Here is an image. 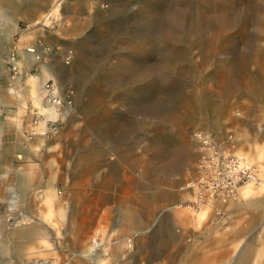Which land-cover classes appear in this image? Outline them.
Masks as SVG:
<instances>
[{
	"label": "rangeland",
	"instance_id": "374dc122",
	"mask_svg": "<svg viewBox=\"0 0 264 264\" xmlns=\"http://www.w3.org/2000/svg\"><path fill=\"white\" fill-rule=\"evenodd\" d=\"M1 5L0 73L23 105L0 146L24 211L0 214L33 230L0 264H264V0ZM47 67L72 98L52 118L27 91ZM199 133L260 182L197 204Z\"/></svg>",
	"mask_w": 264,
	"mask_h": 264
},
{
	"label": "built area",
	"instance_id": "2783aa9c",
	"mask_svg": "<svg viewBox=\"0 0 264 264\" xmlns=\"http://www.w3.org/2000/svg\"><path fill=\"white\" fill-rule=\"evenodd\" d=\"M47 87L53 89V84H47ZM198 140L202 150L198 163L199 174L195 181L197 204L216 198L233 197L243 183L261 179L258 168L218 148L209 135L199 133Z\"/></svg>",
	"mask_w": 264,
	"mask_h": 264
},
{
	"label": "bare ground",
	"instance_id": "6f19581e",
	"mask_svg": "<svg viewBox=\"0 0 264 264\" xmlns=\"http://www.w3.org/2000/svg\"><path fill=\"white\" fill-rule=\"evenodd\" d=\"M10 0H0V15H3V7L1 3L3 2H9ZM33 50V49H29ZM29 58H33L34 55H27ZM47 75H50V72L44 76V80L42 81V89L39 90V88L36 85V76L35 75H30V78L35 81V86L32 92H35L36 98L40 99L45 96L46 93L49 92L50 96L49 99L52 102V104L49 106L48 110H46L45 114L47 118H52L57 116V105L64 103V105L69 108V106L72 105V98H70L71 92L69 91L66 95V97H61L56 94L55 90V85H53V89H50L47 87V84L49 82H46L47 80ZM46 83V84H45ZM46 87V89H45ZM63 98V99H62ZM2 101V99H1ZM41 126H44V121H40ZM105 129V128H104ZM47 130H43V133H46ZM5 166H3L4 171L1 174L0 177V200L7 199L8 203H10L11 207H16L18 209H22V205L20 202L23 200L22 198V191H23V185L21 184L22 182H16L15 181V176H16V170L20 166L21 163L19 164H14L11 161L5 162ZM262 181V180H261ZM260 182L257 181V184ZM253 183V182H250ZM246 183L242 185L239 189H242L243 186L250 184ZM256 184V183H253ZM48 205H51V197H48L47 199ZM6 212V211H5ZM9 214H0V255L2 254V258L4 259L3 261H7L10 258V252L8 249L3 248L4 242L9 239L11 236H20L24 233H31L32 228L24 225L23 220H18L19 215L13 216V220L10 218L9 219ZM24 217V216H22ZM97 248V247H96Z\"/></svg>",
	"mask_w": 264,
	"mask_h": 264
},
{
	"label": "crops",
	"instance_id": "0c3cea01",
	"mask_svg": "<svg viewBox=\"0 0 264 264\" xmlns=\"http://www.w3.org/2000/svg\"><path fill=\"white\" fill-rule=\"evenodd\" d=\"M26 5H28L29 7L31 6L30 4H26ZM5 10H6V11H4V12H6L5 14H8L7 9H5ZM12 26L13 25L11 24L10 27H12ZM24 54H25V57H27V59H26L27 61L28 60L32 61L34 59V57L33 58H31V57L29 58L27 56V55H31V54H28V53H24ZM49 71L50 70L47 67L44 71L42 70L39 75H35L37 77L36 78L37 79L36 80V85L39 88V90L42 89V81L44 80V76H46V74ZM2 75H4V77H5V80H4L5 82H4V84L0 85V132L2 130H7L6 127L4 126L7 123L11 122L12 125H15V126L18 125L17 121L14 120V119L20 117V113L18 115V112L22 111V105H23V103H22L23 98L20 99L19 94L16 95V92L14 91V89L12 87H10L11 83L9 81L10 78L8 76L7 70L2 69L1 73H0V76H2ZM28 80H29V83L31 85L27 89V91H29V95H31L33 98L35 97L34 98L35 101H38L39 99L36 98L35 92H32V90L34 89V86H35V81H33L30 78V75H29V79ZM19 90L20 89H18V92H19ZM1 99H2V101H1ZM10 130H14V129H10ZM4 150L5 149L1 148V146H0V167H2L3 163H4L3 162V156H4L3 152H4ZM17 172L18 171L16 170V173ZM245 191H246V189H245Z\"/></svg>",
	"mask_w": 264,
	"mask_h": 264
}]
</instances>
